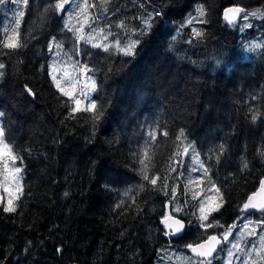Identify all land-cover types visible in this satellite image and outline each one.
<instances>
[{
	"label": "trees",
	"instance_id": "obj_1",
	"mask_svg": "<svg viewBox=\"0 0 264 264\" xmlns=\"http://www.w3.org/2000/svg\"><path fill=\"white\" fill-rule=\"evenodd\" d=\"M17 2L0 6V25L4 19L16 25L19 19L23 43L17 49L3 47L9 29L0 26V63L5 65L0 111L5 141L23 157L17 162L23 168V194L13 202L14 213L3 212L8 202L0 199V264H157L165 247L187 251L186 244L204 239L193 205L208 185L203 179L190 186L199 193L196 200L185 191L189 179L203 177L193 171L199 166L191 149L183 154L188 142L210 166L223 194V207L208 222L228 228L260 219L261 214L240 209L264 176V51L258 59L239 54L258 53L245 43L259 38L253 26L264 24V0H109L106 12L89 9L99 19L91 28L85 23V33L104 28L117 38L142 27L146 12H163L134 57L77 40L65 26L69 5L45 12L56 0H29L26 8L20 4L25 14L19 18ZM200 4L208 23L181 28ZM232 4L258 15L250 16V24H231L222 16ZM121 21L125 29L118 27ZM193 28L204 35L194 37ZM53 39L63 41V56L95 70L87 73L96 82L97 111L103 108L99 121L85 111L88 106L72 113L74 97L57 88L50 74L59 50ZM254 112L259 113L255 121ZM180 129L186 140L176 139ZM219 145L226 151L217 163ZM145 149L149 176L169 177L167 191L176 186L182 212L173 213L169 196L153 190L160 180L156 186L142 180L139 161ZM168 210L186 223L177 238L165 234L162 219ZM219 229L207 233L219 234Z\"/></svg>",
	"mask_w": 264,
	"mask_h": 264
},
{
	"label": "snow or ice",
	"instance_id": "obj_2",
	"mask_svg": "<svg viewBox=\"0 0 264 264\" xmlns=\"http://www.w3.org/2000/svg\"><path fill=\"white\" fill-rule=\"evenodd\" d=\"M12 2H15V0H0V6ZM21 3L26 8L29 3V0H19V2H17V16L19 18H22L25 14L23 8L20 7ZM108 4L109 0H95V2L92 3H90L89 0H56V3L50 5V8H46L45 12L49 10L65 11V5H69L70 8L67 10L68 17L65 26L67 27L68 31L74 33L77 40H82L85 43H93V47L103 48L104 51L115 50L123 56L134 57L136 55V49L139 47L142 38L149 32H151L157 17H162L163 12L155 9L153 10V12H146L141 17V22L143 25L142 27L127 29L119 38L113 35L112 32L106 31L104 28H92L91 32L86 34L84 28L85 23L88 24L89 28H91L92 23L99 19V16L91 13L89 9L98 8L101 12H106L108 10ZM242 12H245V9L241 7L226 8L224 10V19L229 23H234L237 19V16ZM247 15L248 14L245 13L244 19L247 18ZM251 15L256 16L258 15V13L253 12L251 13ZM260 15L262 16V18H264V14ZM73 20H76L77 23L80 24V27H76L75 25H73ZM193 23H208L206 19V9L204 8L203 4L197 6V8L195 9V14L189 13L186 21L184 22V24H181L180 27H184L185 24L192 25ZM16 25L18 29L19 19L16 20ZM248 26L250 25H245V27ZM108 27L111 28V25H109ZM118 27H120L121 29H125L126 25L123 21H121ZM17 29H13L15 35L13 37H8L7 42L3 44V47L17 49L23 46ZM93 33H95L96 35H93ZM191 34L197 38L202 37L204 35L202 30L196 28L192 29ZM110 35H113V40L111 42H107L108 36ZM98 37L103 42H94ZM53 44L56 49H63L62 40L56 41L55 39H53ZM254 47L264 48V44H258ZM4 67L5 65L3 63H0V69H3ZM72 67L74 70L79 67L80 71L84 74L90 71H95L94 69H89L87 64L82 66L78 64H73ZM57 68L58 66L54 64L53 73L57 71ZM110 70L111 69H109V71ZM68 75L69 74L67 71L63 73V76L65 78H67ZM3 76L4 72L0 71V78H2ZM52 79L56 82L57 88L60 89L61 93L64 96L70 98L73 97V92L65 90V88L61 86V81L57 79L55 74L53 75ZM89 80L91 81V90L94 91L96 88V82L91 77H89ZM28 91L31 92V89H28ZM74 104L75 107L71 109L72 113L80 111L81 101L79 99H74ZM89 105L90 106L86 108L85 111H90L94 113L91 119L93 121H99L103 116V108L97 111V104L94 101H89ZM3 116L4 113L0 112V117ZM258 118L259 113L254 112L252 116L253 121ZM163 135L167 136L168 132H163ZM149 136L155 139L156 133L149 132ZM176 139H187L183 129L179 130V134L177 135ZM189 149H191V158L199 166L198 169L193 168V171H201L203 173V177L189 179L185 185V191H191L192 199L196 200L199 193L192 190L190 186L197 183H202L203 179H207V191H212L214 189L215 199L206 196L205 199H202L199 201V203L193 205L198 209L197 219L199 221V226L201 228H204L205 232L201 234L204 237L203 242H201L200 240H196L192 243H188L185 245L187 248L191 249L192 253H194V257H189L188 262L189 264H197L195 258L198 257V264H212V260L215 258L213 254L217 253V246L220 245L222 242H229V236L231 235L233 229L237 227V225L233 224L231 227L225 229V231L220 236L207 233L208 228L222 227L219 224V221H215L213 223H207V221L209 220V217L212 215V213L219 211V209L223 207V194L221 192V189L216 187L215 183L212 181L210 176V166H208L205 161L200 158V153L196 151L195 145L191 142H188L187 146L183 148V154L188 155ZM225 151L226 148L224 145L218 146V151L215 155V160L217 163H219L221 156L225 153ZM179 154L180 153H177V155ZM261 156L264 157V152L261 153ZM4 157H7L8 160H11L13 162V166L10 170L8 169L7 163H4V168L8 171V178H10L12 182H14L17 193L22 195L23 185L21 183L22 177L20 176V174L23 172V168L16 166L15 161H22L23 157L13 153L11 146L5 143V129L0 126V158ZM144 157L145 159L139 161V163L143 165V167L140 169V175L142 180L147 181L152 186H156L157 181L160 180V187H154L153 190L163 191L165 196H169V202L172 204L173 213L182 212L183 208L179 204V201L177 200L176 196V186H173L171 194H169V192L167 191L169 179L168 176L161 177L159 174H154L152 177H150L148 174V165L145 163L146 160L150 159L147 149H145ZM209 159H212V157H209ZM247 167L248 163L246 161L243 162V168L247 169ZM170 171H176V169L171 168ZM140 187L141 189H143L144 185H141ZM20 195H17L15 198L18 200L20 198ZM64 195L67 196L69 194L66 192L64 193ZM251 209L258 210L261 213L260 219L255 222L252 220H248L247 223L244 225V232H242L238 238H235L236 242L231 243L230 248L226 249L229 257L228 264H233V257L239 259L237 253H240L247 257L245 260L241 261V264H258V262H264V180L260 181L259 190L254 191L250 196L247 197V200L243 203L240 211L243 212ZM2 210L6 213H14L17 210V206L14 205L11 199H9L7 205L4 206ZM194 215L196 214L194 213ZM169 221H171V223H169ZM163 222L165 223L166 228L169 229V231L165 233L166 235L175 236L181 233L184 229L183 221L181 219H177L175 215L170 214L165 216ZM257 229L260 230L259 233L257 232ZM246 236L256 237L252 244L251 251L246 250V244L242 246V240ZM220 251H225V249L221 248Z\"/></svg>",
	"mask_w": 264,
	"mask_h": 264
},
{
	"label": "rangeland",
	"instance_id": "obj_3",
	"mask_svg": "<svg viewBox=\"0 0 264 264\" xmlns=\"http://www.w3.org/2000/svg\"><path fill=\"white\" fill-rule=\"evenodd\" d=\"M17 1L18 0H15V2H17ZM15 2H12V3H15ZM253 12L254 11H251V12L246 11L245 13L248 14L247 18L244 19V16H245V13H244L241 21L247 22V23L249 22V24H250L251 23V17L252 18L254 17L253 15H251V13H253ZM73 21H76V20H73ZM75 24H78V23L75 22ZM255 24H257V25H255ZM255 24H254L255 26L251 25V28L254 27V28L258 29V33L255 34L254 36L259 37V38L255 39V40L248 41L245 44H252L254 46L258 45V44H264V24L263 25L259 24V23H255ZM0 26L4 27L5 32L7 31V29H9V33L12 31L11 37H13L15 35L13 32V29H17V25H12L11 22L4 19L3 24H1ZM260 26H262V27H260ZM17 31H18V29H17ZM106 31H109V30H106ZM9 33L7 35V38L9 37ZM255 49L258 50L257 54H255V51H251L249 54L248 53H240L239 58L240 57H243V58L255 57L256 59H258L263 54L262 52L264 51V48L255 47ZM62 53H63L62 50L56 51L54 59L51 60V73L50 74H52V77L54 74L56 75L57 79L61 81V86L64 87L65 90L73 92L74 99H79L81 101L80 107H86V106L89 107L90 106L89 101H94V98H92L94 91L91 90V81L89 80V77H91V76L89 73H86V74L82 73L80 71L79 67H77L74 70L72 65L78 64V63H74L73 61H70L71 59L63 56ZM54 64H56L58 66L57 71L55 73H53V65ZM78 65H80V64H78ZM65 71H67L69 74L67 78H65L63 76V73ZM55 84H56V82H55ZM1 125L2 124H1V117H0V126ZM5 143H7V142L5 141ZM17 162H18V160L15 161V165L18 167H21ZM4 163L8 164L9 170L13 166V162L11 160H8L7 157L0 158V199H3V200L6 199L7 202L9 201V199H11L14 202V200L16 199L15 197L17 195H19V193H17V191H16V186H15L14 182H12L10 178H8V171L5 170ZM21 175L22 174H20V176ZM21 183H22V181H21ZM205 190H206V192H204L205 195H204L203 199H205L206 196L212 197L213 199H215L214 189L212 191H207V186H206ZM198 192H200V190ZM197 215H195L194 219H196L198 221ZM250 220H252L254 222L258 221L255 218H251ZM207 223H209V222L207 221ZM246 223H247V221L242 223V224L237 225V227L235 229H233L231 235L229 236V242H222L223 245L221 248H224L225 251L219 250L218 254H216L215 258L212 260V264H228L229 257H228V253H227L226 249L230 248L231 243L236 242L235 238H238L240 236V234L242 232H244V225ZM225 229H227V227H224V228L220 227L219 235H221L225 231ZM257 232L259 233L258 229H257ZM255 239H256V237H247L246 236L242 240V246L246 244L247 245L246 250L251 251V247H252V244H253ZM233 251H235V250H233ZM237 256L239 257V259H237L235 257L232 258L233 264H241V261H243L247 258L240 253H237ZM189 257H194V256L191 253H189L183 249L177 248V247H165L161 250V252L159 253V256H157V264H189V262H188ZM195 260L197 261V264H198L199 258H195ZM258 264H264V262H258Z\"/></svg>",
	"mask_w": 264,
	"mask_h": 264
},
{
	"label": "water",
	"instance_id": "obj_4",
	"mask_svg": "<svg viewBox=\"0 0 264 264\" xmlns=\"http://www.w3.org/2000/svg\"><path fill=\"white\" fill-rule=\"evenodd\" d=\"M230 7H241V8H244V9H245V12L247 11V8H246L245 6H242V5H239V4H232V5L227 6L226 8H230ZM226 8H225V9H226ZM225 9H224V10H225ZM245 12L240 13V14L237 16L236 21H235L234 23H231V24H237V23L241 22L242 17H243V14H244ZM222 17H224V11H223V16H222ZM262 180H264V176H263V178L261 179V181H262ZM258 190H259V186H258L257 189L254 190V191H258ZM254 191H253V192H254ZM253 192H252V193H253ZM252 193H251V194H252ZM251 194H250V195H251ZM250 195H249V196H250ZM246 212L249 213V214H261L258 210H254V209L246 210ZM170 214H172V213L170 212V210H168V214H167V215H170ZM172 215H173V214H172ZM175 217H176L177 219H180V218L177 217V216H175ZM162 220H164V219H162ZM181 220H182L183 223H184V229H183V230H185V228H186V223H185V221H184L183 219H181ZM169 223H171V221H169ZM163 224H164V226H165V223H164V222H163ZM165 228H166V226H165ZM166 230H167V232L169 231L168 228H166ZM182 233H183V231H182L181 233L175 235V236H179V235H181ZM212 235L220 236V235L217 234V233H213ZM168 236H172V235H168ZM201 242H203V240H202ZM222 245H223V243H221L220 245L217 246V253H218L219 250L221 249ZM184 248H185L187 251H189V252L194 256V253H192L191 249L187 248L186 246H185ZM217 253H214V254H213L214 257L216 256ZM197 258H198V257H197Z\"/></svg>",
	"mask_w": 264,
	"mask_h": 264
},
{
	"label": "flooded vegetation",
	"instance_id": "obj_5",
	"mask_svg": "<svg viewBox=\"0 0 264 264\" xmlns=\"http://www.w3.org/2000/svg\"><path fill=\"white\" fill-rule=\"evenodd\" d=\"M248 12V11H247ZM244 15V14H243ZM173 237H175V238H177V237H179V236H173Z\"/></svg>",
	"mask_w": 264,
	"mask_h": 264
}]
</instances>
